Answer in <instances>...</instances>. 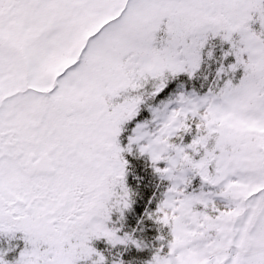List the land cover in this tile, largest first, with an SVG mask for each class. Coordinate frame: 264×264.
Here are the masks:
<instances>
[{
	"label": "snow or ice",
	"instance_id": "snow-or-ice-1",
	"mask_svg": "<svg viewBox=\"0 0 264 264\" xmlns=\"http://www.w3.org/2000/svg\"><path fill=\"white\" fill-rule=\"evenodd\" d=\"M0 264H264V0H0Z\"/></svg>",
	"mask_w": 264,
	"mask_h": 264
}]
</instances>
